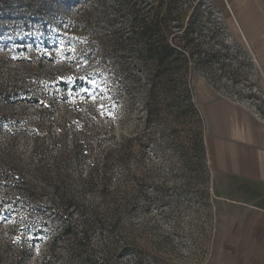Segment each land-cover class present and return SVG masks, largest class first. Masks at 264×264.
Segmentation results:
<instances>
[{"label": "rangeland", "instance_id": "rangeland-1", "mask_svg": "<svg viewBox=\"0 0 264 264\" xmlns=\"http://www.w3.org/2000/svg\"><path fill=\"white\" fill-rule=\"evenodd\" d=\"M162 1L163 8L167 6L171 12L172 43L179 47L152 93L144 77L140 82L128 83L122 81V74L97 64L94 69L100 72L90 80L88 97L86 89L66 91L63 101L58 99L53 106L52 117L44 121L40 134L44 160L49 164L56 156L52 141L59 136L55 124L50 132L45 128L53 119L62 120L74 105L97 132L91 138L94 159L100 162L106 152L118 147L123 154L122 163L110 173L112 187L119 189L114 218L120 249L104 263L137 264L133 255L139 254L138 264H228V235L219 232L220 224H224L220 223L219 213L227 211L218 203L212 186L206 123L196 100V82H203L219 96L246 104L261 115L264 91L253 56L240 38L228 32L222 15L208 0ZM20 2L14 1V8ZM48 2L51 9L44 16L50 22L45 28L32 12L26 14V25L13 24L0 5V86L6 90L17 84L16 95L9 99L13 104L6 108L13 115L22 113L27 133L39 117V108L29 103L34 99L49 104L51 100L45 76L65 67L71 70V78H85L73 63L78 49L85 46L66 37L65 24L61 32H53V20L63 24L67 19H77L84 9L98 13L102 7L114 14L116 0ZM148 5H139L141 19L152 13ZM113 18L118 23L126 21L123 12ZM176 26H181L178 35ZM42 36L49 39L48 54L54 57V63L42 61ZM24 39L28 40V49L22 52L19 48ZM67 50L71 63L66 62ZM29 68L41 69V75L34 74L26 81ZM99 90L108 99L97 95ZM5 100L0 94L1 108ZM66 146L71 147V136ZM32 154L30 137L10 136L0 130V168L10 165L26 183L36 182L39 178L33 174L38 163ZM80 166L85 170L86 161ZM75 180L73 166L70 187L78 192ZM25 190L21 184H0V264H57L66 260L68 255L62 245L53 255L46 250L61 229L59 219L53 218L52 205L58 202L48 199L46 190L37 191L32 199L22 193ZM77 202L97 206L101 199L93 191ZM223 218L228 223V217ZM104 239L105 235L94 234L89 242L97 263L103 260L99 247ZM21 248L31 254L27 261L19 263Z\"/></svg>", "mask_w": 264, "mask_h": 264}, {"label": "trees", "instance_id": "trees-1", "mask_svg": "<svg viewBox=\"0 0 264 264\" xmlns=\"http://www.w3.org/2000/svg\"><path fill=\"white\" fill-rule=\"evenodd\" d=\"M12 1L20 2V0H0V5L5 8L4 12L13 24L24 23L26 25L28 12L35 13V17L41 19L43 28L50 22L44 16L51 9L48 0H40L38 4H35L36 0H22L24 2H20L17 8H14ZM144 4L148 7L151 5L149 9L151 8L152 13L149 17L141 19L138 16V8L139 5ZM114 7V14L102 7L98 13L95 9H84L77 19H67L63 24L59 19L53 20V32H61L65 24L64 26L67 27L66 37L77 39L85 46V49L82 47L78 49L77 60L73 62L85 78H71V70L67 71L65 67L58 68L55 72L45 76L43 79L46 81L45 85L48 87L47 91L51 100L49 104L34 99L29 103L30 106L39 108V117L37 123L28 128L30 129L28 133L27 122L21 115L22 113L13 115L8 110L13 104L9 99L17 93V84L6 90L0 86V94H3L6 99L2 104L4 107H0V130L6 131L10 136L26 134L27 137H30V142L33 145L32 155L37 158L38 163L33 175L34 178L35 176L39 178L36 182L26 183L25 178L15 172L13 167L4 165L0 168V184H7L10 187H15L17 184L25 185L27 190L22 193L31 199L37 191L44 192L46 190L50 196L48 199L58 202V205H52V209H54L53 218L59 219L61 222V229L46 246L47 252L52 255L57 253L59 245L65 248L68 257L57 264H108L109 261L104 263L105 260H109L111 254L120 249L118 247L119 240L115 234L114 218V212L119 203V189L112 187L110 173L113 168L122 163L123 154L118 147L113 151L106 152L100 162L95 160L92 154L91 138L97 132L88 126L84 117L77 112L79 108H75L73 105L70 113L62 120L54 121L53 119L45 128L47 132H50L52 125L55 124L59 134L58 138L52 141V147L56 149L57 154L51 158L49 164H46L45 150L42 146L43 143H40L44 121L52 117L53 106L55 107L58 99L63 101L64 96L62 95L66 91L70 90L74 93L80 88L86 89L85 93L88 97L90 80H93L100 72V70L96 72L97 70L94 69L97 64H101L102 69L104 67L108 71L122 74V81L128 83L140 82V78L144 77L150 88L149 93H152L155 84L160 80V75L169 68L173 57L178 53L179 46L172 43L174 34L169 26L171 12L167 6L163 8L162 0H116ZM121 12L125 14L126 21L118 23L113 17ZM174 28L179 29L176 31L178 35L181 26ZM41 40L45 50L42 61L45 60L49 64L54 63V57L48 54L49 39L42 36ZM27 45L28 40L24 39L19 49L25 52L28 49ZM67 51L66 62L71 63L70 51ZM37 69H26V81L30 80L34 74L41 75L42 70ZM57 94L59 98H56ZM97 95L104 97L102 90H99ZM69 136H71V147L67 148L66 141ZM85 161L87 168L83 170L80 165ZM1 163L2 161H0ZM73 166L76 167L75 186L78 192L73 191L70 187ZM38 185L42 188H39ZM93 191L98 193L101 204L89 206L77 202V199L79 200ZM75 193H78V196ZM42 225H38L39 229ZM94 234L106 236L99 247V254L103 260L98 263L95 258L96 252L89 246ZM19 252V263L27 261L31 254L30 250L25 252L22 248ZM133 258L138 264L139 254H134Z\"/></svg>", "mask_w": 264, "mask_h": 264}, {"label": "crops", "instance_id": "crops-1", "mask_svg": "<svg viewBox=\"0 0 264 264\" xmlns=\"http://www.w3.org/2000/svg\"><path fill=\"white\" fill-rule=\"evenodd\" d=\"M253 56L264 91V0H208ZM196 100L206 123L205 144L227 233L228 264H264V120L219 96L201 81ZM224 216L228 217V223Z\"/></svg>", "mask_w": 264, "mask_h": 264}, {"label": "built area", "instance_id": "built-area-1", "mask_svg": "<svg viewBox=\"0 0 264 264\" xmlns=\"http://www.w3.org/2000/svg\"><path fill=\"white\" fill-rule=\"evenodd\" d=\"M223 98H226V97H224V96H222ZM226 99H228L229 101H231L232 103H234V104H237V105H240V106H242V107H244V108H246L247 110H249L250 112H252L257 118H259V119H261V120H264V115H261V114H259V113H257V112H255V111H253L251 108H249V106L248 105H244V104H242V103H240V102H238V101H236V100H232V99H229V98H226Z\"/></svg>", "mask_w": 264, "mask_h": 264}]
</instances>
